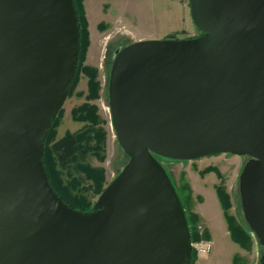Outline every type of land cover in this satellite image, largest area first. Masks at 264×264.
I'll use <instances>...</instances> for the list:
<instances>
[{
	"label": "water",
	"instance_id": "obj_1",
	"mask_svg": "<svg viewBox=\"0 0 264 264\" xmlns=\"http://www.w3.org/2000/svg\"><path fill=\"white\" fill-rule=\"evenodd\" d=\"M202 36L116 55L112 124L130 157L93 211L54 190L45 140L76 76L74 0H0V264H191L185 209L156 157H250L245 219L263 247L264 0H190Z\"/></svg>",
	"mask_w": 264,
	"mask_h": 264
},
{
	"label": "rangeland",
	"instance_id": "obj_2",
	"mask_svg": "<svg viewBox=\"0 0 264 264\" xmlns=\"http://www.w3.org/2000/svg\"><path fill=\"white\" fill-rule=\"evenodd\" d=\"M74 2L84 39L79 67L44 154L62 196L90 212L130 161L118 141L110 110L109 83L116 55L139 41H183L203 34L193 21L190 0ZM77 132H88L94 139L86 161L76 160L61 170L49 149L54 141ZM156 158L178 193L192 238L211 245L209 254H194L191 264H261L263 247L245 219L240 196V176L250 157L218 153L185 161ZM230 227L243 247L232 238Z\"/></svg>",
	"mask_w": 264,
	"mask_h": 264
},
{
	"label": "trees",
	"instance_id": "obj_3",
	"mask_svg": "<svg viewBox=\"0 0 264 264\" xmlns=\"http://www.w3.org/2000/svg\"><path fill=\"white\" fill-rule=\"evenodd\" d=\"M82 40H84V39H83L82 31H81V42H82ZM80 55H81V50H80ZM54 122H55V119L52 122V126H53ZM50 132H49V134H50ZM49 134L46 137L45 145H46V142L48 140ZM83 135L85 136L84 140H82ZM93 140L94 139H93L92 135L88 132H86V133H81V132L69 133V134L65 135L63 138H61L57 141H54L49 150H51L54 154H56V156H57L56 157V163L58 164L59 168L61 170H66L76 160L86 161V158H87L88 152L90 151V146H91V143L93 142ZM45 151H46V147H45ZM45 154H46V152H45ZM45 154H44L43 159H44L45 167H46L50 182H51L54 190L72 208L79 210V211H82V212H88V211L80 209L76 205L70 203L59 192L58 186L52 182L51 175L49 174V171L47 168V162L45 161ZM223 203H224V201H223ZM230 230L232 233V238L235 240V242L239 243L243 247L244 243L235 237L233 227H230Z\"/></svg>",
	"mask_w": 264,
	"mask_h": 264
},
{
	"label": "built area",
	"instance_id": "obj_4",
	"mask_svg": "<svg viewBox=\"0 0 264 264\" xmlns=\"http://www.w3.org/2000/svg\"><path fill=\"white\" fill-rule=\"evenodd\" d=\"M192 246L195 253L209 254L212 251L210 244L206 245V243L202 244V243L194 242Z\"/></svg>",
	"mask_w": 264,
	"mask_h": 264
}]
</instances>
